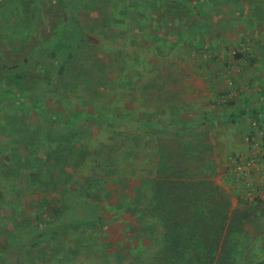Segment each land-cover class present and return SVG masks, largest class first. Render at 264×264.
<instances>
[{
  "label": "rangeland",
  "instance_id": "obj_1",
  "mask_svg": "<svg viewBox=\"0 0 264 264\" xmlns=\"http://www.w3.org/2000/svg\"><path fill=\"white\" fill-rule=\"evenodd\" d=\"M160 1L0 0V264H161L147 182L180 147L241 228L215 264H264V0H169L163 19ZM67 23L74 73L39 81ZM71 129L81 152L63 158ZM85 201L102 220L65 227Z\"/></svg>",
  "mask_w": 264,
  "mask_h": 264
},
{
  "label": "trees",
  "instance_id": "obj_2",
  "mask_svg": "<svg viewBox=\"0 0 264 264\" xmlns=\"http://www.w3.org/2000/svg\"><path fill=\"white\" fill-rule=\"evenodd\" d=\"M160 3L157 8L159 16L163 19L167 17L172 5L169 0H162ZM65 25L67 27L61 29L52 40V48L48 46L46 50L47 56L50 58L58 56L57 66L55 65L54 71L46 70V76H40L39 81L51 84L54 81L53 77H69L74 73V68L69 62L75 55L74 44L80 36L72 23ZM16 77L23 79L24 74L18 73ZM94 115V113L90 114V118L96 119L97 117ZM107 118L113 121L133 120L134 115H126L121 112L115 113L113 116L109 115ZM230 119V121H234V118ZM54 120H58L59 124L64 127L72 128L84 121V115L80 111H73L65 117L63 116L62 119L57 117ZM143 123L146 126L159 127L155 121H144ZM174 127L168 125L167 129ZM186 127L187 125L181 122L175 128L184 129ZM75 135L77 132L74 133L71 129L70 134L64 133L61 136L60 143L57 145V153L61 154L63 158L80 155L81 151L77 152ZM85 154L84 151L83 160L86 159ZM114 160L116 159L108 152L106 162L101 158L104 166L108 165L111 172L115 171V166L117 168ZM94 161H97L96 158ZM189 163L190 156L185 148L163 150L158 155L157 175L147 182V186L152 192L150 214L162 225L157 249L153 250L155 257L163 259L161 264H215L217 257L222 252V246L229 242V239L232 241L235 236L241 233L240 226L234 225L235 219L230 212V200L223 197L225 201L221 203L211 195L210 190L217 189L213 182L211 184V182L202 181L201 178H191L194 174ZM107 171L109 172V170ZM89 181L92 184L93 181ZM84 204H86L87 212L75 222L69 223L68 221V225L65 227L85 228L94 225L95 221L98 223L102 220V214L96 213V209L91 204L86 201ZM91 219L92 223H90ZM60 230L62 229L60 228ZM148 237H152V234L149 233ZM234 248L236 249V247Z\"/></svg>",
  "mask_w": 264,
  "mask_h": 264
},
{
  "label": "flooded vegetation",
  "instance_id": "obj_3",
  "mask_svg": "<svg viewBox=\"0 0 264 264\" xmlns=\"http://www.w3.org/2000/svg\"><path fill=\"white\" fill-rule=\"evenodd\" d=\"M46 74V73H45ZM45 74H43L44 76H46Z\"/></svg>",
  "mask_w": 264,
  "mask_h": 264
}]
</instances>
